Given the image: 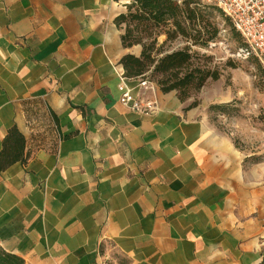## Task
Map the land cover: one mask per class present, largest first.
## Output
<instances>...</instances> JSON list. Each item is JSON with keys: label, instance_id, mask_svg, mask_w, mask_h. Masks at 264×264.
Returning <instances> with one entry per match:
<instances>
[{"label": "crops", "instance_id": "1", "mask_svg": "<svg viewBox=\"0 0 264 264\" xmlns=\"http://www.w3.org/2000/svg\"><path fill=\"white\" fill-rule=\"evenodd\" d=\"M129 0H0V246L23 264H264V178L189 98L119 101ZM164 35L158 40L162 41ZM127 86L139 97L138 79Z\"/></svg>", "mask_w": 264, "mask_h": 264}, {"label": "trees", "instance_id": "2", "mask_svg": "<svg viewBox=\"0 0 264 264\" xmlns=\"http://www.w3.org/2000/svg\"><path fill=\"white\" fill-rule=\"evenodd\" d=\"M126 7L127 11L116 18L118 23H126L122 43L142 47L138 57L125 54L121 58L123 74L127 78H147L164 93L175 90L178 98L183 100L190 91H198L208 80L220 77L219 67L208 63L211 56L200 55L195 49L208 47L218 34L216 7L199 0H129ZM234 30L230 28V34L239 42ZM161 35L164 39L159 41ZM174 41L184 44L172 48ZM225 65L235 67L231 59H227ZM193 105L195 102L190 103ZM19 139L22 135L16 127H11L3 140L0 164L11 159L7 158L9 140L17 142ZM23 263L22 257L0 246V264Z\"/></svg>", "mask_w": 264, "mask_h": 264}, {"label": "rangeland", "instance_id": "3", "mask_svg": "<svg viewBox=\"0 0 264 264\" xmlns=\"http://www.w3.org/2000/svg\"><path fill=\"white\" fill-rule=\"evenodd\" d=\"M214 14L218 34L208 47L194 48L200 55H210L208 63L217 65L221 75L217 80H208L200 90L190 91L187 98L190 103L195 102L193 106H198L210 125L232 138L245 156L244 162L255 175L264 178V74L257 58L239 54L243 41L236 30L240 41L231 36L230 21L217 8ZM122 24L125 29L126 23ZM183 44V41H174L170 47L179 48ZM227 59H231L235 67L226 66ZM106 264L129 263L109 248Z\"/></svg>", "mask_w": 264, "mask_h": 264}, {"label": "built area", "instance_id": "4", "mask_svg": "<svg viewBox=\"0 0 264 264\" xmlns=\"http://www.w3.org/2000/svg\"><path fill=\"white\" fill-rule=\"evenodd\" d=\"M202 3L213 5L231 23L240 34L243 45L239 54L244 57L257 58L264 74V0H199ZM118 90L119 101L141 113H152L157 108L154 97L155 84L147 78H138V86L144 88L139 97L132 95L127 86V77L119 73Z\"/></svg>", "mask_w": 264, "mask_h": 264}]
</instances>
